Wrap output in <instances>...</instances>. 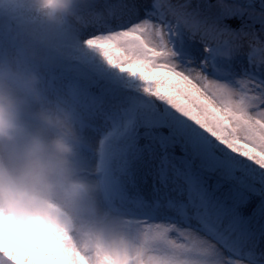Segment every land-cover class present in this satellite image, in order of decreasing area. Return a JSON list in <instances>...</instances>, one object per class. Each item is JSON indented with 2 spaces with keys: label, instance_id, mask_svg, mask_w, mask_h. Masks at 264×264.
Returning <instances> with one entry per match:
<instances>
[{
  "label": "snow or ice",
  "instance_id": "6c2138e0",
  "mask_svg": "<svg viewBox=\"0 0 264 264\" xmlns=\"http://www.w3.org/2000/svg\"><path fill=\"white\" fill-rule=\"evenodd\" d=\"M92 7L50 79L102 219L143 237L124 264H264V0Z\"/></svg>",
  "mask_w": 264,
  "mask_h": 264
},
{
  "label": "clouds",
  "instance_id": "9594fccd",
  "mask_svg": "<svg viewBox=\"0 0 264 264\" xmlns=\"http://www.w3.org/2000/svg\"><path fill=\"white\" fill-rule=\"evenodd\" d=\"M93 3L0 0V252L12 264H124L143 244L102 219L78 117L51 85Z\"/></svg>",
  "mask_w": 264,
  "mask_h": 264
}]
</instances>
